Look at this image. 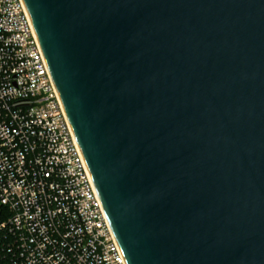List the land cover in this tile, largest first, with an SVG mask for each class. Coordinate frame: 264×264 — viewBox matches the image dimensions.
<instances>
[{
  "label": "water",
  "instance_id": "water-1",
  "mask_svg": "<svg viewBox=\"0 0 264 264\" xmlns=\"http://www.w3.org/2000/svg\"><path fill=\"white\" fill-rule=\"evenodd\" d=\"M127 264H264V0H22Z\"/></svg>",
  "mask_w": 264,
  "mask_h": 264
},
{
  "label": "built area",
  "instance_id": "built-area-1",
  "mask_svg": "<svg viewBox=\"0 0 264 264\" xmlns=\"http://www.w3.org/2000/svg\"><path fill=\"white\" fill-rule=\"evenodd\" d=\"M0 264H127L22 0H0Z\"/></svg>",
  "mask_w": 264,
  "mask_h": 264
}]
</instances>
